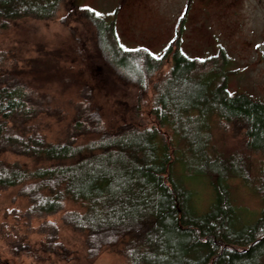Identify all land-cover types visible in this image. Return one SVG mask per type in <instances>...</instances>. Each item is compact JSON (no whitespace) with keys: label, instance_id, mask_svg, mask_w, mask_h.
Here are the masks:
<instances>
[{"label":"trees","instance_id":"obj_1","mask_svg":"<svg viewBox=\"0 0 264 264\" xmlns=\"http://www.w3.org/2000/svg\"><path fill=\"white\" fill-rule=\"evenodd\" d=\"M64 1L0 0V38L19 22L54 19ZM90 18L99 50L123 84L145 95L157 80L154 124L108 125L85 93L81 101L54 107L48 81L62 85L69 75L82 83L69 57L42 47L25 58L18 45L0 43V190L25 189L30 218L73 203L78 209L64 223L87 234L92 257L120 248L130 264H156L170 247L181 254H168V264H264V169L250 181L242 160L218 155L213 143L215 127L235 126L243 128L247 149L264 155V103L232 95L227 75L203 71L209 62L188 57L179 43L161 57L144 48L126 50L114 21ZM169 56L172 66L160 78ZM235 178L263 204L258 220L238 233ZM206 179L215 196L204 211L197 187Z\"/></svg>","mask_w":264,"mask_h":264},{"label":"rangeland","instance_id":"obj_2","mask_svg":"<svg viewBox=\"0 0 264 264\" xmlns=\"http://www.w3.org/2000/svg\"><path fill=\"white\" fill-rule=\"evenodd\" d=\"M90 15L106 22L114 21L126 50L144 48L161 57L179 43L188 57L207 61V56L218 51V45L226 56L230 93L244 94L264 103V64L243 73L239 71L242 58L253 53L242 47L238 15L228 14L223 18L203 10L198 0H65L54 19L19 22L0 38L6 48L18 45L25 58L38 56L42 47L61 50L69 57L68 67H73V74L82 83L77 84L69 75L64 77L62 85L54 79L48 81L45 91L54 100V107L81 101L85 93L92 96L95 107L102 109L103 120L108 125L134 123L147 127L154 124L150 108L157 80H152L145 95L137 86L123 84L99 50ZM217 61L222 64V60ZM171 66L169 56L159 77L165 78ZM204 69L211 71L212 63ZM213 134L215 152L224 158L239 157L250 181L264 169V155L247 149L243 128L218 125ZM52 136H58V130ZM16 159L10 157V161ZM18 160L34 166L32 160ZM245 184L239 178L231 180V198L242 210L234 224L236 233L254 224L263 211L261 198ZM197 188V205L205 211L214 202L213 187L206 179ZM24 191L20 187L0 190V264H130L129 257L120 248H105L95 257L90 255L87 234L64 223V216L78 209L71 202L65 203L57 214L30 218L27 215L30 202ZM164 250L159 252L156 264H165V261L168 264V254L171 257L180 253L170 247Z\"/></svg>","mask_w":264,"mask_h":264},{"label":"flooded vegetation","instance_id":"obj_3","mask_svg":"<svg viewBox=\"0 0 264 264\" xmlns=\"http://www.w3.org/2000/svg\"><path fill=\"white\" fill-rule=\"evenodd\" d=\"M198 2L201 3L203 10L220 14L223 18L228 14H232L234 17L239 16L242 47L250 49L253 53L242 58L239 71L243 73L264 64V0H198ZM217 50L216 53L207 56V61L212 63L214 72L218 74L222 72L223 75H227L229 72H226V56L224 52L220 51L218 45ZM218 59L222 60V64L217 61ZM198 60L204 61V59ZM227 76L229 77V75Z\"/></svg>","mask_w":264,"mask_h":264}]
</instances>
